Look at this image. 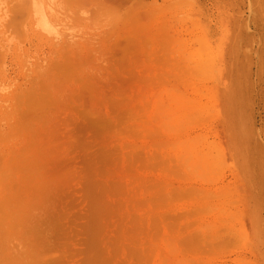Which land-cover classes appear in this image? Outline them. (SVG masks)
I'll return each mask as SVG.
<instances>
[{"label":"rangeland","instance_id":"rangeland-1","mask_svg":"<svg viewBox=\"0 0 264 264\" xmlns=\"http://www.w3.org/2000/svg\"><path fill=\"white\" fill-rule=\"evenodd\" d=\"M91 1L0 30V264H264V0Z\"/></svg>","mask_w":264,"mask_h":264},{"label":"bare ground","instance_id":"bare-ground-1","mask_svg":"<svg viewBox=\"0 0 264 264\" xmlns=\"http://www.w3.org/2000/svg\"><path fill=\"white\" fill-rule=\"evenodd\" d=\"M88 18L85 0H0L1 31L6 33L12 30L13 33L21 32L20 35L24 36V32L28 30L52 41L54 46L81 40L79 38H82ZM13 38L15 39L14 36ZM3 40L4 38L1 37L0 49L6 48L2 43Z\"/></svg>","mask_w":264,"mask_h":264}]
</instances>
